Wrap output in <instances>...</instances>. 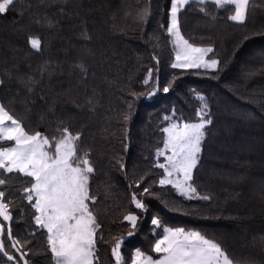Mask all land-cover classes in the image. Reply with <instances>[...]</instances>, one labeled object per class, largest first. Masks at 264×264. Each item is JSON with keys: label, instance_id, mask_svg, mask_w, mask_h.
Listing matches in <instances>:
<instances>
[{"label": "trees", "instance_id": "16d2710c", "mask_svg": "<svg viewBox=\"0 0 264 264\" xmlns=\"http://www.w3.org/2000/svg\"><path fill=\"white\" fill-rule=\"evenodd\" d=\"M232 8L193 0L179 13L182 35L212 47L207 58L219 61L216 69L172 67L171 0H13L0 13V102L29 133L58 139L67 127L80 134L78 154L89 153L90 208L100 225L95 264L116 263L117 240L121 264H132L137 249L159 257L153 246L162 227L153 218L200 231L247 264H264V0H250L243 23L228 19ZM30 38L40 39L39 50ZM204 103L212 123L191 183L209 199H188L159 185L157 150L165 126L198 121ZM4 178L12 220L0 223L5 250L16 259L0 253V264H23L7 240L9 225L30 241L22 249L29 264H54L46 231L22 195L31 178ZM146 187L151 194L142 195ZM133 193L144 209L135 208ZM128 213L138 217L135 228L124 220Z\"/></svg>", "mask_w": 264, "mask_h": 264}, {"label": "snow or ice", "instance_id": "6c2138e0", "mask_svg": "<svg viewBox=\"0 0 264 264\" xmlns=\"http://www.w3.org/2000/svg\"><path fill=\"white\" fill-rule=\"evenodd\" d=\"M191 2L193 0H171L167 32L174 37L176 48V62L172 67L216 69L219 61L215 58L206 59L208 54L213 52V48L194 46L181 34L179 13ZM195 2L204 4L207 0ZM12 3L13 0H3L0 3V13H4ZM214 3L218 7L233 6L228 19L243 23L248 14L250 0H214ZM200 11L206 10L201 8ZM29 43L33 49L41 48L39 38H30ZM79 67L84 70L83 65ZM163 91L167 93L169 88L165 87ZM199 99L205 98L199 96ZM207 108V104L204 103L197 110L198 122H173L165 127L164 148L157 150L158 157L166 156L165 163L156 165L164 170L159 185H171L188 199H209L208 196L198 197L197 189L191 183L206 126L212 123ZM59 131L61 135L58 139L56 137L49 139L38 131L29 133L5 104L0 102V142H13L11 146L0 143L2 170L0 186L7 183L5 174L19 173L31 178L30 186L22 189V195L34 210L35 225L38 229L46 231V250L51 253L54 264H95L98 260L96 237L100 225L90 208V203L96 202L95 196L90 194L89 187L94 167L88 152L83 154L77 152L80 134H72L67 127ZM168 152L171 154L166 155ZM121 167L123 168V165ZM136 187H139V182ZM143 194H151L149 188H144ZM4 198L5 191L0 188V217L3 221H11L12 215L9 211L11 201L5 202ZM131 202L136 209L145 208L136 193L132 194ZM137 219L133 213L124 216V220L128 221L132 228L136 227ZM151 223L157 228L162 227V233L153 246V251L160 254L159 258L154 259L137 249L132 264H247L231 256L219 242L207 238L200 231L185 230L182 227H163L158 218H153ZM5 230V224L0 223V253L9 261H13L16 258L5 250ZM131 235L129 232V236ZM7 240L11 242V247L20 253L19 259L23 260V264H29L25 259L28 253L22 249L30 241L22 242L13 236L10 225L7 226ZM120 247L119 240L112 247V256L115 257L116 264H121Z\"/></svg>", "mask_w": 264, "mask_h": 264}, {"label": "rangeland", "instance_id": "374dc122", "mask_svg": "<svg viewBox=\"0 0 264 264\" xmlns=\"http://www.w3.org/2000/svg\"><path fill=\"white\" fill-rule=\"evenodd\" d=\"M211 1H214V0H211ZM3 2V0H1L0 1V3H2ZM182 34V33H181ZM172 37V36H171ZM184 37V36H183ZM185 38V37H184ZM186 39V38H185ZM172 40L174 41V37H172ZM187 40V39H186ZM174 43V42H173ZM190 43V42H189ZM194 46H196V45H194ZM174 47H175V45H174ZM197 47H203V46H197ZM175 56H176V48H175ZM206 59H208L207 57H206ZM176 62V61H175ZM173 122H179V123H182V122H186V121H180V120H171L170 122H169V124L168 125H166L165 127H168L171 123H173ZM196 122H198V121H196ZM164 148V145H163V147L161 148V149H163ZM171 153L170 152H168V153H166V155H170ZM165 160H166V156H159L158 157V161H159V163H165ZM135 258V257H134ZM13 264H16V263H13ZM116 264V263H115Z\"/></svg>", "mask_w": 264, "mask_h": 264}, {"label": "crops", "instance_id": "0c3cea01", "mask_svg": "<svg viewBox=\"0 0 264 264\" xmlns=\"http://www.w3.org/2000/svg\"><path fill=\"white\" fill-rule=\"evenodd\" d=\"M154 258V257H153ZM157 258H159V257H157ZM157 258H154V259H157Z\"/></svg>", "mask_w": 264, "mask_h": 264}]
</instances>
